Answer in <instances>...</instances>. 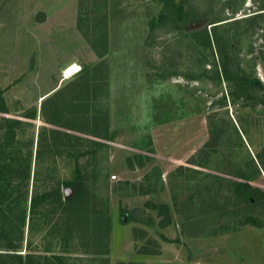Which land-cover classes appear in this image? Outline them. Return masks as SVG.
Returning a JSON list of instances; mask_svg holds the SVG:
<instances>
[{
    "label": "rangeland",
    "instance_id": "374dc122",
    "mask_svg": "<svg viewBox=\"0 0 264 264\" xmlns=\"http://www.w3.org/2000/svg\"><path fill=\"white\" fill-rule=\"evenodd\" d=\"M68 58L81 66L64 81ZM89 71L98 137L45 123L42 93ZM5 119L23 123L4 156L32 157L22 245L4 247L15 215L0 219V254L264 264V0H0V144ZM42 127L81 140L45 142L38 159ZM33 195L47 200L30 222Z\"/></svg>",
    "mask_w": 264,
    "mask_h": 264
},
{
    "label": "trees",
    "instance_id": "16d2710c",
    "mask_svg": "<svg viewBox=\"0 0 264 264\" xmlns=\"http://www.w3.org/2000/svg\"><path fill=\"white\" fill-rule=\"evenodd\" d=\"M217 26H214V28ZM224 70H226V67H224ZM227 71V70H226ZM84 79V78H83ZM79 81V82H78ZM76 83H71L69 86L64 87L62 90H59L56 94H54L48 101L43 103V120L45 123L64 128L76 133L80 134H86L98 137V132L96 131H90V105L88 104L89 100H96L97 95L95 92L92 93L90 90V84L85 83L83 80H78ZM80 87H86L85 91H80ZM97 90V89H95ZM79 96L76 95V93H79ZM86 93V94H85ZM68 94V96H66ZM91 94V95H90ZM63 95L66 97L63 98ZM52 100H55L54 102H51ZM51 102V104H49ZM48 107V108H47ZM50 107V108H49ZM51 110V111H50ZM65 111V112H64ZM61 115L64 121L56 120V115ZM34 116V115H33ZM69 116L72 117L73 120L70 118L66 119V117ZM81 118L82 122L76 121L75 118ZM33 118V117H30ZM71 120V121H70ZM70 121V122H69ZM74 121V122H72ZM23 122L20 120H13V119H5L3 125L6 128L5 132V139L7 140V143L0 144V219L6 224H11L13 221L12 215H15V225L12 228L14 231V234L16 233V239L9 241L7 245H5V248H8V250H16L21 247L22 241H23V230L26 224V218H27V210L24 208L22 203L25 201L27 193L22 191V183H26L30 179L31 175V154L27 157H24L23 159L20 158H13L11 157V160L5 157V150L7 147L13 143V141L16 138L17 133L15 132V129L18 128L19 125H21ZM48 133V135H47ZM51 136V137H49ZM61 138L62 140L69 141L70 139H76L81 140L78 137H74V135L58 131L56 129L50 130L47 129V127H42L38 144H37V158L40 159L42 155V149L45 146V142L50 141V146L56 145V142L58 138ZM52 142V143H51ZM19 157V156H18ZM10 160V161H9ZM9 161V162H8ZM143 167V165H141ZM23 170V171H22ZM10 174V180H14V178L18 181H21L18 186L6 185V178L7 174ZM5 178V181H4ZM11 188V195L8 194L7 189L8 187ZM67 188H71L73 191V196H71L68 201L64 204V209L67 211V207H70L74 201L77 200V198L80 196V189L79 186L74 183H66ZM18 191V198L12 197L13 194ZM12 197L13 201L8 203L9 205L6 206L8 208H3V205H5L6 201H8V197ZM59 198V203L62 201V195L59 192L57 194ZM7 197V198H6ZM47 200V195L42 196L41 198L38 195H33L30 203V216L29 220L32 222L33 217L38 213V209L40 207L41 203H44ZM24 204V203H23ZM14 209H16L14 211ZM15 212V213H14ZM14 213V214H13ZM126 218V217H125ZM1 221V220H0ZM5 232H7V229L4 227V225H0V236H4ZM36 257H33L31 254H27L26 257H23L21 254H0V264H11L12 262L17 261L18 264H28L31 262V260H35ZM38 259H42V257H37ZM55 260H61L62 257L54 255L52 257ZM43 259L49 260L48 257H44ZM11 261V262H10Z\"/></svg>",
    "mask_w": 264,
    "mask_h": 264
},
{
    "label": "crops",
    "instance_id": "0c3cea01",
    "mask_svg": "<svg viewBox=\"0 0 264 264\" xmlns=\"http://www.w3.org/2000/svg\"><path fill=\"white\" fill-rule=\"evenodd\" d=\"M71 65H77V66H81V64H80V62L78 61L77 62V60H74V59H70V58H68V59H66L63 63H61L60 64V68H63V69H67L69 66H71ZM95 68H94V71H96V74H97V67H98V65H95L94 66ZM96 69V70H95ZM81 71H82V69H81ZM80 71V72H81ZM93 71V72H94ZM90 71H89V73L88 74H86L85 76H83L82 78H81V80H83L85 83H89L90 84V92L92 93V96H93V92H95V94L97 95V93H96V91L97 90H95L96 88H97V86H96V83L100 80V78H98V76H96V74H94V76L93 75H91L90 76ZM106 75L104 76V77H107V75H108V77L109 76H112L113 74L112 73H105ZM64 78V77H63ZM84 78V79H83ZM79 79V78H78ZM65 80H67L66 78H64V81ZM65 87V85L63 84V83H59V84H57V85H55V86H52V87H50L48 90H46L44 93H42V95L40 96V98H39V101H40V103L41 102H43V101H45V100H47L48 98H50V97H52L54 94H56L59 90H62L64 87ZM66 86H69L68 84L66 85ZM94 86V87H93ZM86 90V89H85ZM79 94H80V92L79 93H76V95L77 96H79ZM86 94V93H85ZM91 95V94H90ZM42 98H44L42 101H41V99ZM96 99H97V97H96ZM92 100V99H91ZM93 101V100H92Z\"/></svg>",
    "mask_w": 264,
    "mask_h": 264
},
{
    "label": "bare ground",
    "instance_id": "6f19581e",
    "mask_svg": "<svg viewBox=\"0 0 264 264\" xmlns=\"http://www.w3.org/2000/svg\"><path fill=\"white\" fill-rule=\"evenodd\" d=\"M78 70L79 69L77 66L75 65L70 66L67 70L64 71V78L67 79V78L72 77L74 74L77 73Z\"/></svg>",
    "mask_w": 264,
    "mask_h": 264
},
{
    "label": "water",
    "instance_id": "95a60500",
    "mask_svg": "<svg viewBox=\"0 0 264 264\" xmlns=\"http://www.w3.org/2000/svg\"><path fill=\"white\" fill-rule=\"evenodd\" d=\"M71 194V190H67V195H70Z\"/></svg>",
    "mask_w": 264,
    "mask_h": 264
},
{
    "label": "built area",
    "instance_id": "2783aa9c",
    "mask_svg": "<svg viewBox=\"0 0 264 264\" xmlns=\"http://www.w3.org/2000/svg\"><path fill=\"white\" fill-rule=\"evenodd\" d=\"M116 177H113V179H115Z\"/></svg>",
    "mask_w": 264,
    "mask_h": 264
}]
</instances>
